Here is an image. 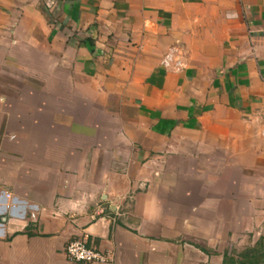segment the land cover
<instances>
[{"label": "crops", "instance_id": "obj_1", "mask_svg": "<svg viewBox=\"0 0 264 264\" xmlns=\"http://www.w3.org/2000/svg\"><path fill=\"white\" fill-rule=\"evenodd\" d=\"M81 240L264 264V0H0V264Z\"/></svg>", "mask_w": 264, "mask_h": 264}, {"label": "built area", "instance_id": "obj_2", "mask_svg": "<svg viewBox=\"0 0 264 264\" xmlns=\"http://www.w3.org/2000/svg\"><path fill=\"white\" fill-rule=\"evenodd\" d=\"M64 254L69 261L77 263L102 264L110 261L109 256L97 249L87 241H72L64 249Z\"/></svg>", "mask_w": 264, "mask_h": 264}, {"label": "rangeland", "instance_id": "obj_3", "mask_svg": "<svg viewBox=\"0 0 264 264\" xmlns=\"http://www.w3.org/2000/svg\"><path fill=\"white\" fill-rule=\"evenodd\" d=\"M20 90L21 91H25L22 87H21ZM40 99H43V98H40ZM183 176H186V173H183ZM184 188L185 189L187 188V184L184 185ZM180 203H181L180 204V207H181L180 208V219L181 220H187V218H189V210H188V207L191 206L192 204H194V201L188 200L187 198H183V199L180 200ZM182 236H183V238H187L188 239V236L186 235V233H182ZM232 250L233 251H236V249H232Z\"/></svg>", "mask_w": 264, "mask_h": 264}]
</instances>
